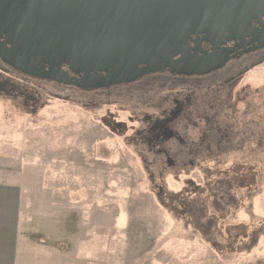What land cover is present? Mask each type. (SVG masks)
I'll return each mask as SVG.
<instances>
[{
	"label": "rangeland",
	"instance_id": "rangeland-1",
	"mask_svg": "<svg viewBox=\"0 0 264 264\" xmlns=\"http://www.w3.org/2000/svg\"><path fill=\"white\" fill-rule=\"evenodd\" d=\"M44 84L0 71V177L21 180L32 199H59L52 205L61 223L90 211L89 240L76 222L62 225L75 237L37 236V246L83 251L86 264H264V65L241 84L252 85L247 111L239 108L241 124L254 130L247 149L161 177L125 140L127 114L102 104L85 110ZM110 116L126 126L105 123ZM74 184L78 205L66 206ZM63 206L67 214L58 216Z\"/></svg>",
	"mask_w": 264,
	"mask_h": 264
},
{
	"label": "water",
	"instance_id": "water-1",
	"mask_svg": "<svg viewBox=\"0 0 264 264\" xmlns=\"http://www.w3.org/2000/svg\"><path fill=\"white\" fill-rule=\"evenodd\" d=\"M263 17L264 0H0V59L24 75L82 89L165 68L203 74L216 60L179 44L203 35L217 48L223 39L256 37L252 24Z\"/></svg>",
	"mask_w": 264,
	"mask_h": 264
},
{
	"label": "flooded vegetation",
	"instance_id": "flooded-vegetation-1",
	"mask_svg": "<svg viewBox=\"0 0 264 264\" xmlns=\"http://www.w3.org/2000/svg\"><path fill=\"white\" fill-rule=\"evenodd\" d=\"M262 24L264 17L252 24V33L259 32L258 39L253 34L244 40L223 39L215 48L202 35L189 36L187 42L179 44L188 54L196 49L202 51L197 53L205 60L211 56L216 60L217 66L207 73L189 75L165 68L106 88L82 89L55 84L56 93L85 110L101 111L102 104L127 114L133 129L131 135H126L128 130L123 135L150 173L161 177L163 171L168 173L171 169L181 172L190 166L196 169L203 165H195V161L235 155L245 151L253 141V128L241 124L239 116L247 111L244 99L250 96L252 85L241 84L250 72L264 65ZM178 58L180 55L175 56ZM0 71L16 75L31 86L47 87L44 83H53L24 75L1 59ZM252 120L256 125L255 119ZM103 121L112 122L117 128L126 126V122L112 116ZM151 180L154 183L153 175ZM158 188L162 193L164 189L160 185Z\"/></svg>",
	"mask_w": 264,
	"mask_h": 264
},
{
	"label": "crops",
	"instance_id": "crops-1",
	"mask_svg": "<svg viewBox=\"0 0 264 264\" xmlns=\"http://www.w3.org/2000/svg\"><path fill=\"white\" fill-rule=\"evenodd\" d=\"M77 186L76 184L72 186L71 199L66 206L77 207L79 202L77 195H81V192H76L79 189ZM25 192V184L21 180L0 177V264H86L82 260L88 257V253L82 251L81 257L75 256L74 253L64 255L70 253V249L63 251L56 248L47 249L37 246L32 239L49 235L52 239L58 240L62 233L66 237H75L76 234L64 231L62 225L77 222L83 226V233L80 226L78 229L89 240V231H85L87 229H84V226L89 221L85 216L90 211L83 209L81 216L78 210L71 212V215L77 216V220L71 219L61 223L55 217L57 205H52V202L59 199L52 197L48 201L47 198L39 196L32 199L28 188L27 194ZM87 195L89 197L90 194ZM66 211L63 206L58 216L67 214ZM75 239L79 241V235ZM89 244L90 242L84 244L82 248L87 249ZM95 263L98 262L94 261L93 264Z\"/></svg>",
	"mask_w": 264,
	"mask_h": 264
},
{
	"label": "trees",
	"instance_id": "trees-1",
	"mask_svg": "<svg viewBox=\"0 0 264 264\" xmlns=\"http://www.w3.org/2000/svg\"><path fill=\"white\" fill-rule=\"evenodd\" d=\"M53 83H54V84H53ZM53 83L50 84L51 87H54V86H56L55 84H57V83H55V82H53ZM26 100H27V99H26Z\"/></svg>",
	"mask_w": 264,
	"mask_h": 264
}]
</instances>
